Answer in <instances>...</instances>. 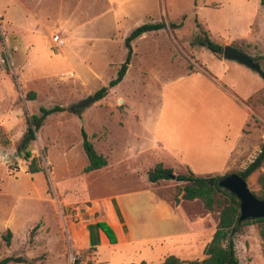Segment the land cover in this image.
I'll list each match as a JSON object with an SVG mask.
<instances>
[{
	"label": "rangeland",
	"instance_id": "rangeland-1",
	"mask_svg": "<svg viewBox=\"0 0 264 264\" xmlns=\"http://www.w3.org/2000/svg\"><path fill=\"white\" fill-rule=\"evenodd\" d=\"M114 1L122 4L116 12L105 0H0V259L24 261L9 264H65L68 250L80 255L93 250L97 264L105 263L97 260L96 252L102 260L110 257L112 264H124L127 254L121 250L112 255L104 246H97L96 252L76 250L71 234L84 219H99L87 213V199L137 186L133 170L158 155L148 151L155 122L158 131H168L170 146L176 141L187 147L184 154L192 162L213 170L197 176L207 179L241 171L263 142L264 6L258 0ZM158 22L180 26H166L132 41L122 81L104 98L81 111L71 110L114 77L128 32ZM201 31L211 43L252 58L261 75L244 66L225 67L221 55L198 45ZM55 35L62 46L51 42ZM218 75L223 79L213 80ZM28 91L34 92L33 100L25 98ZM229 91L247 107V119L230 160L223 163L214 149L223 150L222 136L235 135L245 114ZM54 105L63 111L47 116L28 146L42 170L29 174L28 161L15 152L25 128L23 112L38 114L39 107ZM80 128L94 150L107 158L105 172L82 173L87 160ZM163 167L174 177L190 171L171 162ZM141 174L136 170L135 175ZM245 183L256 198L264 196V163ZM183 185L168 179L150 188L172 202ZM217 212L214 207L204 213V220L201 217L208 235L216 226ZM6 230L8 245L2 240ZM232 239L238 264H264L255 224L241 225ZM192 258L199 260L203 253Z\"/></svg>",
	"mask_w": 264,
	"mask_h": 264
},
{
	"label": "crops",
	"instance_id": "crops-1",
	"mask_svg": "<svg viewBox=\"0 0 264 264\" xmlns=\"http://www.w3.org/2000/svg\"><path fill=\"white\" fill-rule=\"evenodd\" d=\"M105 2L115 12L116 9L120 8L122 5L114 0H105ZM221 62H223V64L226 63L224 65L225 67H227V64H230L231 67L233 66V68L237 70L243 66L241 64L238 66L236 64L239 63L224 59L221 60ZM254 78L258 80L256 74ZM222 79L223 77L218 75L213 80L221 81ZM227 84L229 89H233L236 92L235 86H232L228 81ZM231 92L229 91V94ZM240 95L242 97L247 96V94L243 95L241 93ZM229 97H231L232 100H236L231 94ZM236 101L245 111L243 119L237 128L238 132L235 135L232 133L231 135L229 134V137H227V135L224 137L222 136L224 140V144H222L224 146L223 150H221V148L214 149L215 156H218V159H221L223 163L230 160L231 153L235 150L237 146L236 143L241 138V128L247 119V107L238 100ZM157 123L155 122V129L151 132L150 138L152 137V139L149 143L150 145H148V151H158V155L155 156V159L150 164L133 170L134 176L139 179L137 186L119 192L116 195L87 199L89 202L87 213L92 216H97L99 219H84L76 228H73L71 235L73 246L76 250L84 251L91 248L96 252L97 246H104L110 250L111 255L114 252L115 254L118 252L121 253V251L122 253L126 252L127 257L124 260V264H139L140 262L145 264H158L167 256H173L181 261H191L195 260L192 258L193 256L198 253H203L202 251L212 235V233L208 235L206 230L202 227L203 221L201 217L207 212L201 209L200 203V205H196V201L198 200L189 202L180 200V197H178V202L172 205L171 202L161 198L156 192L151 190L150 185L155 183H149L147 181L146 173H143L142 169H150L156 163H160L163 166L164 163L171 162L187 167L194 176H202L213 170L208 169L202 164H198V160L192 162L190 157L184 154L188 151L187 147L177 145L176 141L175 144L170 146L169 142L171 138H166V136H169L167 133L168 131L161 129L158 131ZM164 139L167 140V143ZM101 155L106 160V166L86 174L105 172L104 170L109 167L107 158L103 154ZM111 169H113V167H111L110 170ZM136 170L142 173L141 176L135 175ZM204 219L205 217H203V220ZM98 222L104 223L111 230L115 239L113 244L107 242L103 233L96 226ZM128 252H130V254ZM96 257L100 262L112 264L110 262V257L108 260L106 258L102 260L97 252Z\"/></svg>",
	"mask_w": 264,
	"mask_h": 264
},
{
	"label": "trees",
	"instance_id": "trees-1",
	"mask_svg": "<svg viewBox=\"0 0 264 264\" xmlns=\"http://www.w3.org/2000/svg\"><path fill=\"white\" fill-rule=\"evenodd\" d=\"M264 0H258L260 7L263 6ZM197 25V24H196ZM167 27L170 29H176L179 25L165 24L163 22L158 23H145L133 28L123 39L122 44L125 49V54L122 62L118 66L115 75L110 79L106 86L99 88L91 96L94 101H98L104 98L107 94V90L115 87L123 78L127 66L131 57V42L142 34L156 32L163 30ZM198 26V25H197ZM202 37L198 39V45L211 52L214 56H219L222 53V47L211 43L205 34V31H201ZM34 92L28 91L25 93L27 100L34 99ZM63 109L60 106L54 105L49 108L39 107L38 114L27 115L23 112L25 128L15 146L16 155L22 160H27L26 172L34 174L40 172L42 169L37 165V159L32 157L28 146L30 142L34 141L36 132L43 125L44 119L52 114L62 112ZM81 148L87 160L86 165L82 168V173H88L94 170L101 169L106 166L105 158L97 153L91 142L88 140L86 133L82 128L79 129ZM264 163V136L263 142L259 147L258 152L252 158V160L236 174L245 180L249 175L255 172ZM171 175L169 168L163 167L160 163H156L150 170L146 172V179L149 183H157L161 180H168ZM215 178H202L194 176L190 171L187 175H176L174 180L176 182H182L184 185L181 188L180 200L193 201L198 200L201 204V208L207 212H211L214 207H218L217 223L214 231L210 237V240L203 249V258L200 260L181 261L173 256H167L162 262L158 264H238L235 256L233 235L239 233V227L241 225L255 224L257 227V234L261 241V247L264 256V219H257L251 221H245L241 224H237L238 218V204L234 197L227 192L218 189L214 184L208 185L209 180L215 181ZM220 195V197L218 196ZM178 202L173 200L172 205ZM96 226L105 236L109 244L115 242L113 233L102 222H98ZM10 239V232L5 231L2 236V240L5 245H8ZM24 262L19 257H4L0 259V264L9 263H22ZM139 264H145L140 262Z\"/></svg>",
	"mask_w": 264,
	"mask_h": 264
},
{
	"label": "water",
	"instance_id": "water-1",
	"mask_svg": "<svg viewBox=\"0 0 264 264\" xmlns=\"http://www.w3.org/2000/svg\"><path fill=\"white\" fill-rule=\"evenodd\" d=\"M221 56L224 60L239 63L259 75L262 73L258 64L254 62L252 58L233 49L231 46H223ZM93 102L94 100L92 96H88L73 105L70 109L81 111ZM169 179H174V176L170 175ZM213 184L218 189H221L234 197L238 204L237 224H241L245 221L264 219V196L261 199L256 198L247 189L245 180L237 174L229 173L218 177L215 181H208L209 186H212Z\"/></svg>",
	"mask_w": 264,
	"mask_h": 264
},
{
	"label": "built area",
	"instance_id": "built-area-1",
	"mask_svg": "<svg viewBox=\"0 0 264 264\" xmlns=\"http://www.w3.org/2000/svg\"><path fill=\"white\" fill-rule=\"evenodd\" d=\"M51 42L57 47L63 45L62 41L56 35L51 38ZM93 254V250L86 251L82 255L68 250L65 255V264H97Z\"/></svg>",
	"mask_w": 264,
	"mask_h": 264
}]
</instances>
